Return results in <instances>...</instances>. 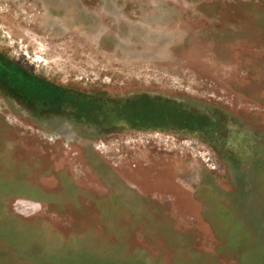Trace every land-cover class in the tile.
<instances>
[{
  "label": "rangeland",
  "instance_id": "obj_1",
  "mask_svg": "<svg viewBox=\"0 0 264 264\" xmlns=\"http://www.w3.org/2000/svg\"><path fill=\"white\" fill-rule=\"evenodd\" d=\"M255 7L263 0H0V264H264ZM110 106L179 118L97 122ZM118 153L193 163L191 197L175 188L146 194L142 212L117 210L103 182Z\"/></svg>",
  "mask_w": 264,
  "mask_h": 264
},
{
  "label": "crops",
  "instance_id": "obj_2",
  "mask_svg": "<svg viewBox=\"0 0 264 264\" xmlns=\"http://www.w3.org/2000/svg\"><path fill=\"white\" fill-rule=\"evenodd\" d=\"M255 11H259V9ZM255 11H253L252 16H255V17L264 16V11H259V12H255ZM260 37H261V40L259 42H262L263 40L262 43H264V36L262 35ZM117 149L120 152L119 148ZM97 150L100 152L101 155H104L105 153L108 152L105 145H101L100 147L98 146ZM118 154L120 155V153ZM139 159L141 161H139L138 164L137 162H134V159H130V160L124 159L123 154L117 157H110L109 159H107L108 160L107 163L109 167L112 170H114V172H113V176L112 174H109V177H110L109 183L103 182V186L109 189V194L113 196L112 198L114 200L113 203L119 204L117 210H120L121 206H123V207L129 208V210H131L132 212H142L143 210L141 209H143V205L146 204V201H145L146 194L153 193L155 196H158V197L166 196V198L170 197L171 199L172 198L174 199V196L172 197L167 192H170L172 190L177 191L175 188H178L179 190L183 191V192H179L180 195L184 197L185 196L191 197L192 195L191 190L193 187H196V185L193 184L192 181L198 182L196 177H194L195 179H192L190 177V176L196 175L192 171L193 169L196 168L194 166H191L193 165V163L190 165V163H187V161H183L181 157L179 158V156H174V155L169 156V157L163 156L160 160H154L153 163H149L148 162L149 160L146 159L143 155L136 157L137 161ZM167 165L169 167L168 169L167 167L165 169H162L164 166H167ZM151 167H156V168L151 170ZM119 168L120 170L131 172V173H128V175H132L133 177L135 176V178H132V179L129 178L127 174L126 175L124 174L125 171H119L118 170ZM136 169H138V171ZM161 170L162 171L164 170L175 171L176 179L170 180L169 182L171 184L169 182L158 181L159 179L157 180V178H159V174ZM99 180L104 181L105 178H100ZM177 183L179 184V186H177ZM162 192H166V194H162ZM133 194L136 195V200H137L135 205L131 204V203H134L133 202L134 199L132 196ZM191 199L193 200V198ZM190 204L191 203H189V205ZM193 204H194V201H193ZM184 209H186V207ZM178 210H179V206L171 207V211H178Z\"/></svg>",
  "mask_w": 264,
  "mask_h": 264
},
{
  "label": "trees",
  "instance_id": "obj_3",
  "mask_svg": "<svg viewBox=\"0 0 264 264\" xmlns=\"http://www.w3.org/2000/svg\"><path fill=\"white\" fill-rule=\"evenodd\" d=\"M146 104H148V103H146ZM146 104L144 103L143 105H146ZM148 105L157 106L155 104H150V103ZM137 106L138 105H136L134 108L137 109ZM161 108L166 109V111H169L167 106H163ZM106 109L107 110H105V112H101L100 114L97 115V122L111 125V124H115V123L119 122L121 117H124V120H126L130 124H135L136 126H147L148 127V124H156V125L159 124V125H167L168 126L169 123L168 122L165 123V120H170V119L175 120V119L179 118L178 115L177 116H167L166 114L164 116L155 114V115L147 116V117H145L139 113L133 114V115H129V114L125 115V113H123L125 111L118 110L114 106H110L108 108L106 107ZM177 114L182 115V113H177ZM151 128H154V127H151Z\"/></svg>",
  "mask_w": 264,
  "mask_h": 264
},
{
  "label": "bare ground",
  "instance_id": "obj_4",
  "mask_svg": "<svg viewBox=\"0 0 264 264\" xmlns=\"http://www.w3.org/2000/svg\"><path fill=\"white\" fill-rule=\"evenodd\" d=\"M138 108V107H137ZM140 108V107H139ZM138 112V111H137Z\"/></svg>",
  "mask_w": 264,
  "mask_h": 264
}]
</instances>
